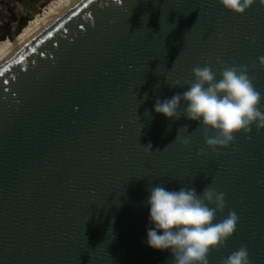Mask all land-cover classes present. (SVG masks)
Returning <instances> with one entry per match:
<instances>
[{
  "label": "water",
  "instance_id": "95a60500",
  "mask_svg": "<svg viewBox=\"0 0 264 264\" xmlns=\"http://www.w3.org/2000/svg\"><path fill=\"white\" fill-rule=\"evenodd\" d=\"M260 57L258 0H80L18 49L0 65V264H173L146 243L157 185L224 193L217 221L238 224L208 264L242 245L264 264V129L212 151L184 102L154 110L205 64L247 66L264 105Z\"/></svg>",
  "mask_w": 264,
  "mask_h": 264
},
{
  "label": "clouds",
  "instance_id": "9594fccd",
  "mask_svg": "<svg viewBox=\"0 0 264 264\" xmlns=\"http://www.w3.org/2000/svg\"><path fill=\"white\" fill-rule=\"evenodd\" d=\"M218 3L234 14H243L257 0H218ZM258 3L264 6V0ZM259 64L264 66V57L259 58ZM191 75L193 79L183 82L187 85L183 93L156 100V113L177 119L184 102L185 118L199 124L205 146L212 151L227 148L234 141V134L249 132L252 126L264 129L262 95L249 76L247 66L226 65L217 79L210 64L198 65L192 68ZM173 84L183 86L180 80ZM182 128L187 130V126ZM182 144L188 146L189 140L183 139ZM142 147L152 151L151 144ZM146 204L152 225L147 230L146 243L154 250H169L173 264H208L210 253L226 244L238 224V216L233 211L217 221V213L225 208V194L211 185L199 193L195 188L169 191L157 185L150 189ZM222 264H250L247 247L242 245L233 251Z\"/></svg>",
  "mask_w": 264,
  "mask_h": 264
},
{
  "label": "bare ground",
  "instance_id": "6f19581e",
  "mask_svg": "<svg viewBox=\"0 0 264 264\" xmlns=\"http://www.w3.org/2000/svg\"><path fill=\"white\" fill-rule=\"evenodd\" d=\"M80 0H57L45 11L44 16L27 27L20 37L14 42H6L0 45V65L10 58L18 49L31 41L48 26L53 24Z\"/></svg>",
  "mask_w": 264,
  "mask_h": 264
},
{
  "label": "trees",
  "instance_id": "16d2710c",
  "mask_svg": "<svg viewBox=\"0 0 264 264\" xmlns=\"http://www.w3.org/2000/svg\"><path fill=\"white\" fill-rule=\"evenodd\" d=\"M55 1L57 0H52L46 5L43 12H45ZM16 2H18V0H0V45L14 40L16 41V39L23 33L22 30H25L33 24L29 22V16H19L17 18V14L14 11V4ZM5 13H8L9 17L4 18ZM40 17H42V15H40Z\"/></svg>",
  "mask_w": 264,
  "mask_h": 264
},
{
  "label": "rangeland",
  "instance_id": "374dc122",
  "mask_svg": "<svg viewBox=\"0 0 264 264\" xmlns=\"http://www.w3.org/2000/svg\"><path fill=\"white\" fill-rule=\"evenodd\" d=\"M51 1L52 0H18V2L14 4V11L17 14V18L19 16H29L30 18L29 22L34 24L37 19L42 18L44 16L45 12H43L44 11L43 9ZM4 15H5L4 18L9 17L8 13H5ZM40 15H42V17H40ZM0 26H1V23H0ZM14 41H11V42H14Z\"/></svg>",
  "mask_w": 264,
  "mask_h": 264
}]
</instances>
